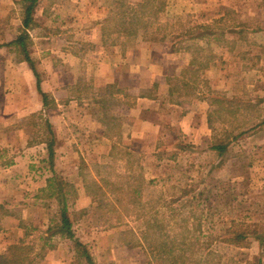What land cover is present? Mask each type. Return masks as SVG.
Segmentation results:
<instances>
[{
    "label": "rangeland",
    "instance_id": "obj_1",
    "mask_svg": "<svg viewBox=\"0 0 264 264\" xmlns=\"http://www.w3.org/2000/svg\"><path fill=\"white\" fill-rule=\"evenodd\" d=\"M142 2L38 0L32 14L34 24L25 29L21 19L27 3L0 0V45L22 32L26 34V49L34 59L40 57L43 49L59 51L67 45L71 53L84 57V70L90 79L93 72L100 70L101 62L97 63V59L106 61L109 55L103 54L113 49L110 46L114 42L121 43V47L125 43L128 48L145 46L143 42L170 45L167 47L175 52L170 57L163 56L165 61L181 62L182 57L190 60L195 57L194 69L208 62L211 71L209 68L201 70L197 76L192 72L184 73L191 77V87L198 89V97L205 104L187 110L194 112V121L192 117L187 118L180 127L174 122L177 113H172L174 118L164 124V135L155 140V147L151 145V139L144 138H138L132 144L139 152L150 150L143 155H130L123 147L125 144L112 145L114 139L107 138L108 142L102 145L96 136H90V132H87L89 136L82 137V130L92 133L110 130L108 122L98 128L72 118L70 124L75 128L69 130L79 135L82 144L79 145L75 136L69 141L77 143L84 153L83 162L79 163L84 183L77 188L90 200L94 214L86 219L90 224L116 228V237L123 241L131 240L132 235L128 232L133 233L134 242H128L126 246L135 249L133 257L137 264H164L158 252H152L143 244L141 234L144 230L149 232L151 245L171 246L174 254L183 255L185 264L263 261L258 244L250 237L246 245L245 240L236 245L225 240L231 238L227 230L244 231L249 223L264 231V122L260 120L264 113V0H165V7L155 17L152 12L160 0H154V10L138 7ZM130 9L135 11L129 18L133 16L137 20L141 16L148 24L136 37L115 32L116 25L127 17ZM113 16L116 17L114 20ZM108 19L110 21L106 23ZM206 34L211 36H204ZM0 51L9 65L22 58L20 48ZM58 59L55 60L59 64L66 63L65 59ZM41 60L35 64L38 71H46L54 63L48 55ZM81 63L80 58L70 64L80 68ZM66 65L70 67L69 62ZM41 76L40 82L46 80L50 89L49 74ZM99 85L96 94L103 89ZM192 88L180 93L188 96L193 93ZM7 90L0 89V94L9 92L10 100L17 105V88L10 86ZM32 93L36 97L33 88ZM224 99L233 103L217 102ZM244 105L248 107L244 108ZM227 107L229 109L225 110ZM201 116L207 121L212 119V129L208 123L204 128L205 122L199 121ZM36 117L28 121L21 147L25 141L47 140L45 118ZM21 124L0 125V161H9L14 155V149L9 153L2 152L17 145V130ZM215 142L227 145L222 156L210 151L209 147ZM79 160L75 155L74 164ZM34 165L41 166L40 163ZM74 172L59 169L55 180L62 196L65 193L71 200L76 182L72 185L68 181H74ZM132 189L135 190L133 194ZM41 193L45 205L36 214L28 216L23 225L29 232V243H50L49 234L41 236H48L45 240L38 238L41 235L38 231L45 232L47 226L48 231L60 229V205L54 198L46 199ZM4 195L8 198L11 191ZM117 199H122L121 205L116 203ZM132 199L137 204H131ZM16 203L0 200V210L2 207L10 211L18 209ZM113 205L115 211L110 209ZM117 214L120 216L116 217ZM72 217L75 220L76 216ZM32 252L30 249L29 259Z\"/></svg>",
    "mask_w": 264,
    "mask_h": 264
},
{
    "label": "crops",
    "instance_id": "obj_2",
    "mask_svg": "<svg viewBox=\"0 0 264 264\" xmlns=\"http://www.w3.org/2000/svg\"><path fill=\"white\" fill-rule=\"evenodd\" d=\"M10 41L11 39H8L1 44L0 49L7 48L8 51L9 46L6 44ZM143 44L145 46L136 45L139 49L134 48L135 45L128 48L125 43L121 47V43L114 42L110 46L113 49L103 54H108V59L106 61L97 59V63L101 62L100 70L98 73L93 72L91 79L87 70H84V57L71 53L67 45L59 51L43 49L44 51H40V57L36 59L29 54L34 71L22 58L9 65L4 55H0V89L7 90L10 86L17 88V105L10 100L9 92L0 94V125L23 123L27 117L36 114L44 117L49 126L46 141L32 143L25 141L22 147L20 141L26 134V127L18 126L17 145L20 147L11 146L2 152L9 153L12 149L15 150L9 161H0V200L17 202L15 205L18 209L13 208L10 211L6 209L7 207L1 208L3 217L0 222V254L5 255L13 246L21 245L33 251L30 260L34 264H89L78 253L74 242L77 241L85 248L91 264H137L133 257L136 254L135 249L126 246L122 239L116 237V228L92 225L86 220L94 214L90 209V200L77 188L84 183V175L79 165L84 158L83 150L79 146L82 141L79 135L70 132L69 128H75L70 124L74 117L79 122L91 123L97 127L108 122L110 130L93 133L82 130V137L89 136L87 132H90V136H96L102 145L108 142L107 138L114 139L112 145L120 147V144H125L124 150L130 155L138 153L143 155L150 150L139 152L132 144L136 143L138 138H144L151 139V145L155 147V140L161 139L164 135L166 129L164 124L174 118L172 113H177L174 122L180 127L187 118L192 117L194 121V112L190 113L187 110L194 105L200 108L205 104H202L203 99L198 97V89H195V86L192 88L189 79L184 78V73L193 71L196 67L194 69L190 65L191 60L186 56L182 57L183 61H179L180 63L171 62L170 59L165 61L163 56L170 57L175 52L167 47L170 45L144 42ZM46 55L53 58L54 63L48 70L38 71L35 64L37 61L41 62V58ZM58 58L65 59L70 67L66 63L59 64L60 62L55 60H59ZM80 58L82 62L80 68L70 64L74 60L79 61ZM199 72L201 74V70ZM45 73L49 74L47 82L50 89L46 80L40 82L41 75ZM184 81L188 82L193 91L188 96L180 93L183 89L180 90L179 86ZM98 85L103 86L100 94H96ZM208 85L212 86L211 82ZM32 88L36 97L33 96ZM209 88L212 90V87ZM106 89L108 90L105 92ZM40 92L47 95L46 106L43 105ZM263 114L260 116L263 119L260 120L264 122ZM199 121L205 122L206 128L207 118L201 116ZM73 136L79 139V145L69 141L74 138ZM48 143H52L51 156ZM146 146L148 147L147 142ZM75 155L80 159L76 165ZM37 163L41 164L39 168L34 165ZM59 169L75 170L72 178L74 181H68L72 185L76 182L72 189L75 190L74 198L71 200L70 196L63 194L66 204L68 203L67 216L71 223L73 239L60 235L56 230L48 231L47 226L45 232L38 231L41 234L38 238L45 239L48 236H41L49 234L47 239L50 243L40 244L39 241L29 243L27 240L29 232L23 227L25 219L42 210L45 204L41 191L47 190L49 182L55 183L54 179L56 180ZM9 190L11 196L3 197ZM72 216H76L75 220Z\"/></svg>",
    "mask_w": 264,
    "mask_h": 264
},
{
    "label": "trees",
    "instance_id": "obj_3",
    "mask_svg": "<svg viewBox=\"0 0 264 264\" xmlns=\"http://www.w3.org/2000/svg\"><path fill=\"white\" fill-rule=\"evenodd\" d=\"M37 1L38 0H22L23 3H27L25 5V8H24L23 17L21 19V25L25 29L32 27V25L34 24L32 14H33L34 7H35ZM153 2H154V0H143L142 4L138 5V7H142V8L143 7H150V9L153 8V10H154ZM158 5L159 6L157 7V9H155L152 12L154 17L157 16V13L165 7V0H160V3ZM129 11H131V12H129L127 17L125 19H121L118 22V24L116 25V28H115V32L122 35V36H126V37H136L139 30H144L148 24H147V21H142L141 16L137 20L135 18H133V16H131L129 18V15L132 12L134 13L135 9H132V10L130 9ZM120 14H123V13L120 12ZM142 15H145V13H143ZM114 18H116V17L113 16L112 19L114 20ZM109 21H110L109 19L106 20V23H109ZM207 35H210V34H206L204 36H207ZM24 37H26V34L21 32L20 35H18L15 39L8 42L6 44V46L13 47V48H20V51L22 54V60L25 61L29 65V67H31V69L34 71L33 62L29 57V51L26 49ZM161 40L163 41L165 39H161ZM150 41H152V40L150 39ZM195 64H197V62H196L195 57H194L193 59H191L190 65L194 66ZM207 66H209L208 62L203 64V65H199L193 71L192 70L186 71V73L192 72L193 74H195V76H197L199 70H204L205 68H207ZM34 74L37 77L36 73H34ZM184 78L190 79L188 81L192 84L193 81H191V77H188L187 75H185ZM37 86H38V80H37ZM190 88L191 87L189 86L188 82H185V81L182 82L179 86L180 90H182V89L185 90V89H190ZM40 95L42 97L43 105L46 106L48 104L47 95L45 93H42V92H40ZM217 102H219V104L227 103L228 105H231L233 103V101H230L228 99H224L223 101H217ZM245 107H248V106L244 105V108ZM226 109L228 110L229 108L227 107V108H225V110ZM33 119L34 120L37 119L36 114H33L30 117H28V119H26L21 124V126L27 127L28 121L33 120ZM207 123H208L209 128L212 129V119H209L207 121ZM44 125L46 126V129L49 130V126H48L47 121H44ZM33 126H35V124H33ZM228 137H230V136H228ZM47 145H48L49 153L51 156L50 150L52 147V143H48ZM226 148H227V145L222 144L221 142H215L209 147L210 151L214 152L218 156H222L224 153H226ZM54 181H55V179H54ZM113 187L111 188V192L114 190ZM41 192L44 193V198H46V199L54 198L58 202V204L60 205L59 215H58L59 219H60L59 220L60 229H58L57 232L62 236H66L67 238L73 239V234L71 233V223H70L68 216H67L66 200L63 198L62 194L60 193L58 186L55 183L52 184L51 182H49V184H47V190L41 191ZM133 193H135V190L132 189V194ZM116 203L121 205L122 199H117ZM130 203L135 205V204H137V201H135V199H132V201ZM100 209L103 210V208L101 206H100ZM110 209H112L111 211H115L114 205L111 206ZM2 215H3V211L0 210V222H1L2 217H3ZM119 216L120 215H118V214L116 215V217H119ZM55 225H57V223H55ZM250 225H251V227H249ZM226 232H228L227 235L230 234V236H231L230 239L225 240L226 243L229 242V243L236 245L238 242L245 240V245H246V244H249L248 243V237H250L253 241H255L258 244V247L260 248V250L263 254L262 255L263 261L258 260L256 262L247 263V264H264V231H259V229H257L256 225L249 223V224L245 225L244 231H238V230H233V231L229 230L228 231L227 230ZM128 233H130L132 235L131 240H129V241L124 240L123 241L124 244H128V242L133 243L135 240L133 233H131V231ZM148 234H149L148 230H144L143 233L141 234L143 244L146 247L150 248L152 252H154V251L158 252L159 255L161 256V258L163 260L162 262L164 264H185L184 261L186 259L183 257V255L174 254V249L171 246L166 247L163 245V246H161L163 248H161V247H156V246L151 245L149 243L150 237ZM185 239H186V237L184 238V240ZM74 242H75L76 247L78 248V253L81 256H83L84 259H86V261L89 264H91V260H90L89 256L87 255L85 248L82 247V245H80V243H78L77 241H74ZM29 251H30V249L27 247H24L21 245H15L10 249V252L8 254L0 255V264H32L30 262V259L28 256Z\"/></svg>",
    "mask_w": 264,
    "mask_h": 264
}]
</instances>
